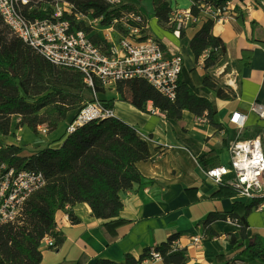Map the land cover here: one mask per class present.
Returning a JSON list of instances; mask_svg holds the SVG:
<instances>
[{"label":"trees","instance_id":"1","mask_svg":"<svg viewBox=\"0 0 264 264\" xmlns=\"http://www.w3.org/2000/svg\"><path fill=\"white\" fill-rule=\"evenodd\" d=\"M39 7L41 2L55 3L66 1L73 5L72 13H65L76 29L91 33L93 28L85 25V21H77L76 14H91L101 18V24L111 25L115 19L129 14V25L145 29L149 19L136 2L124 1L112 6L103 0H31ZM142 1V0H140ZM229 0H191L193 17L202 25L190 42L196 64L209 68L217 56H226L227 48L222 37L213 34L214 17L207 15L202 6L210 3L214 6H225ZM155 16L159 25L174 32L176 22L171 19V0H153ZM29 18H45L49 11L25 9ZM140 18V19H138ZM8 27L0 14V162L17 170H36L44 174L46 185L34 193L26 203L23 215L15 222L0 225V264H40L43 259L42 241L51 236L54 244L49 247L57 249L66 239L63 232L57 231L56 215L59 211L69 214L73 223L80 218L73 207L78 203H87L96 218L109 220V224L125 223L120 218L124 207L121 192L131 189L140 183L142 173L138 163L151 157L150 146L132 125L117 116L91 121L71 134H67L61 147L47 146L23 155L24 147L7 143L4 138L11 133L14 123L12 117H20L19 126H27L37 132L38 127L45 125L49 131H55L72 111L79 110L90 102H100L105 107L114 109L115 100L98 99L97 94L105 93L106 87L98 80L94 88L89 86L84 75L72 68L57 66L32 47L18 38L12 31L4 33ZM9 28V27H8ZM10 29V28H9ZM11 30V29H10ZM119 32L126 36L128 31L120 27ZM94 43L108 49L111 43L102 40L98 35L91 36ZM150 37H141L147 39ZM158 40L157 38H154ZM160 41V40H158ZM161 42V41H160ZM264 44L263 41L260 42ZM217 56H216V55ZM252 51H242L239 58V73L251 63ZM201 84L214 97L234 99L236 94L229 92L230 86H219L209 75L201 77ZM140 93L138 102L126 99L125 86ZM138 85V89L136 88ZM122 100L131 102L137 108L147 112L149 102L159 109L166 118L174 119L184 127V111H190L196 117H205L209 123L219 129L223 125L217 120V112L212 99L198 95L181 76L177 97L170 101L155 91L144 80L121 81L115 86ZM138 94V93H137ZM140 100L144 103L141 104ZM256 130L252 136L257 135ZM66 134V133H65ZM233 132L234 138L236 137ZM196 188H188L191 195ZM234 191L229 186H222L215 197L230 196ZM264 197L256 198L248 203H235L231 211L212 212L204 222L205 234L218 237L212 228L215 220L230 218L241 227L242 239L230 237L234 251H238V260L247 262L258 259L264 262V241L258 234L249 237L248 216ZM242 209V211H240ZM179 233L169 236L168 240L147 248L136 258L131 253L125 254L124 264H143L151 258L152 250L158 251L166 264H187L190 256L186 248L176 246ZM79 263H83L79 260ZM97 264H118L110 259H98Z\"/></svg>","mask_w":264,"mask_h":264},{"label":"crops","instance_id":"2","mask_svg":"<svg viewBox=\"0 0 264 264\" xmlns=\"http://www.w3.org/2000/svg\"><path fill=\"white\" fill-rule=\"evenodd\" d=\"M230 1L232 5L224 21L215 23L213 27V34L222 37L227 48L221 69L230 67L233 71L230 75L236 82V86L227 81L225 83L237 91V96L229 100L214 97L201 84L204 74L196 67L190 42L202 24H189L178 37L159 25L153 0L142 1V4H150L148 12L142 6L149 19L148 33L161 41L168 56L183 55V80L198 95L212 99L217 120L223 128L219 129L206 118L201 120L187 110L183 114L182 127L178 121L166 118L152 102L148 103L146 112L122 100L113 87V94L108 88L105 93L97 94L98 99L115 100L114 115L135 127L138 134L148 141L151 157L137 164L143 175L141 182L121 192L124 207L120 218L127 222L109 224V220L96 218L87 203H78L73 207L80 218L79 223H73L68 213L59 211L56 215L57 231L63 232L66 239L57 249H42L40 264H80L79 260L83 262L81 264H97L101 258L124 264L126 253L139 258L145 249L167 241L175 233L181 235L176 246L186 248L190 256L187 264H264L258 259L238 260V251H234L230 237L240 241L241 227L230 218L212 222L218 237L206 236L204 228L210 213L231 211L235 203L249 202L235 192L230 196L215 197L224 185L217 184L207 175L213 167L230 164L229 145L238 135L237 128L229 122L231 114L234 111L248 114L244 130L246 137H251L256 130L260 133L263 126L250 108L253 102L264 103V44L260 43L264 42V0ZM191 4V0H173L172 17L177 10L190 9ZM231 15L234 17L231 18ZM173 21L176 22V19ZM86 24L93 28L91 36L98 35L102 40H108L110 36L114 39L120 37L118 31L110 32L109 26H96L91 20H87ZM246 49L252 51L251 63L240 74L239 58ZM75 114L76 110L70 112L55 131L48 130L42 134V140H28L30 146L36 145L34 151L60 145ZM23 128L17 129L14 122V131H24ZM233 132L237 133L235 138ZM188 188H196L197 191H192L190 195ZM259 205L262 208H254L248 216L247 235L253 237L258 234L264 241V201ZM195 237L199 238L198 242L194 241ZM143 264L149 263L144 261ZM153 264L166 263L158 259Z\"/></svg>","mask_w":264,"mask_h":264},{"label":"built area","instance_id":"3","mask_svg":"<svg viewBox=\"0 0 264 264\" xmlns=\"http://www.w3.org/2000/svg\"><path fill=\"white\" fill-rule=\"evenodd\" d=\"M117 6L125 0H103ZM231 1L225 6H214L207 3L202 6L204 12L214 17L215 23L224 21ZM31 0H0V14L11 31L37 53L51 63L72 68L84 75L85 82L94 88L95 81H100L106 88H115L121 81L144 80L155 91L170 101L177 97L180 78L184 69V57L181 54L167 55L163 44L154 39H140L124 36L114 39L109 37L111 46L103 49L94 43L91 35L85 30L73 27L65 13H72L73 5L66 1L55 3L41 2L37 11H49L45 18H29L24 10L34 7ZM234 17L231 15V18ZM83 14H76V20L82 21ZM176 19L174 34L181 35L183 28L197 22L191 10L171 13ZM98 19V18H97ZM140 19V18H138ZM138 34L140 28H133ZM259 121L263 123L260 133L255 136H244L249 116L241 111H234L230 124L238 130L237 138L231 141L229 165H220L207 171L208 177L220 185H227L246 200L264 197V103L253 102L250 108ZM114 115V110L100 102H90L76 111L69 121L65 133L71 134L79 127L95 120ZM205 117L199 118L204 119ZM44 133L45 125L39 126ZM46 185L42 172L36 170H17L0 162V225L17 221L24 213L29 198ZM257 208H262L258 205ZM195 242L199 238H194ZM54 239L47 236L42 247L49 248ZM162 259L160 252L152 250L149 264Z\"/></svg>","mask_w":264,"mask_h":264},{"label":"rangeland","instance_id":"4","mask_svg":"<svg viewBox=\"0 0 264 264\" xmlns=\"http://www.w3.org/2000/svg\"><path fill=\"white\" fill-rule=\"evenodd\" d=\"M125 1L139 3L140 5L143 6V8L146 10V12H148V10L150 11V4L149 5L146 4V3L142 4L143 0L142 1H140V0H125ZM171 2H173V0H171ZM33 7H34L33 9H35L36 6L34 5ZM83 17H85V18H83L82 21H85V25L86 26H88L86 24V21L87 20L88 21L91 20V21L95 22L96 26H103V27H108L109 26L108 30L110 32H115V31L119 32L120 27H123L124 29H126L128 31V35H126V36H130V37H134V38H141V37L156 38V37H154V36H152V35H150L148 33L149 30H150L149 22H148V24H147V26L145 27L144 30L140 28V32L138 34L134 33L133 32V28L134 27L130 26L129 22H128L129 19H131V16L129 14H124L121 19H119V20L115 19L112 22L111 25H107V26H104V25L101 24V21H102L101 18L97 19V18L93 17L90 13L89 14H84ZM3 32L4 33L10 32V35H13L11 33V30L8 27H4ZM216 59L217 60H215L214 63L209 68H205L204 65L203 66H201V65L199 66L198 64H196V67H199L204 75H209V76L213 77L215 79V81H217L219 86H225L226 87L227 84H225V83H227L226 81L230 78V76H231L230 74H232L233 71H232V69L230 67L227 68L226 70L225 69L224 70L221 69V67L223 65V62L226 59L225 56L223 57L221 55H218ZM186 65H185V69H186ZM136 88L138 89V85H136ZM108 89H110L109 91H111L112 94L114 93L113 92L114 90H111V88H108ZM131 89L132 88H130V85L125 86L126 99L131 101V102L132 101L133 102H138L139 101V97H140V93L138 91H134V90H131ZM235 90H228V91L235 93L236 96H237V91H235ZM140 103L143 104L144 102L142 100H140ZM20 119L21 118L17 117V116H16V118L12 117V124L15 122V125L19 126ZM23 127H25V128H23L24 131L19 130L17 132L14 131L13 128H12L11 133L8 136L5 137L7 139H8V137H11V138L9 140H5V138H4V140L7 143H10V144L13 143V144H18V145L23 146L24 147L23 155H28L30 152L34 151L33 148H36L35 147L36 145L35 146H30V143L28 142V140H34V139L42 140V137H43L42 134H45V133H44L43 129H40L39 127H38L37 132L31 131L27 126H23ZM16 128L19 129V128H22V127H19V128L16 127ZM247 136H249V135H247ZM15 140L17 141V143H16ZM64 140H65V138H64ZM64 140L61 142L60 145H58L57 147H54V148L61 147L63 142H64ZM52 146H54V145H52Z\"/></svg>","mask_w":264,"mask_h":264},{"label":"bare ground","instance_id":"5","mask_svg":"<svg viewBox=\"0 0 264 264\" xmlns=\"http://www.w3.org/2000/svg\"><path fill=\"white\" fill-rule=\"evenodd\" d=\"M227 82L231 85L236 86L235 78L233 76L232 77L230 76V78L227 80Z\"/></svg>","mask_w":264,"mask_h":264}]
</instances>
